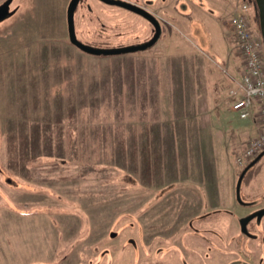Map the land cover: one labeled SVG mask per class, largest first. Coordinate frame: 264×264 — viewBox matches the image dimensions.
I'll use <instances>...</instances> for the list:
<instances>
[{
  "label": "rangeland",
  "instance_id": "rangeland-1",
  "mask_svg": "<svg viewBox=\"0 0 264 264\" xmlns=\"http://www.w3.org/2000/svg\"><path fill=\"white\" fill-rule=\"evenodd\" d=\"M69 1L12 0V14L0 21V264H47L69 255L68 264H105L100 245L110 243L109 233L130 231L116 238L130 247L141 239V220L145 244H165L161 223L180 211L170 202L179 193L196 196V188L202 195L209 180L223 191L234 183L237 200L247 205L243 213L264 207V152L239 165L251 139L225 137V129L206 140L197 135L205 125L180 122L213 113L203 108L211 95L191 92L195 85L224 81L232 95L239 89L244 62L229 19L246 2L257 35L252 0H155L149 13L164 38L118 55L88 54L69 42ZM170 22L176 30L193 29L180 30L184 43L167 34ZM74 28L81 43L97 49L143 44L154 34L143 17L100 0L78 1ZM186 69L196 70L188 81L181 75ZM228 74L235 76L231 85ZM215 100L221 105L231 98ZM222 217L226 227L241 231L240 218ZM152 223H160L157 236L149 235ZM247 231L257 235L243 245L251 248L250 264H264L256 257L264 258L262 227L251 222ZM216 249L209 264L244 263L232 255L234 244ZM135 254L129 252L128 264H136ZM199 254L183 260L207 264L206 253ZM137 255L160 263L182 259L177 250L167 258L152 249Z\"/></svg>",
  "mask_w": 264,
  "mask_h": 264
},
{
  "label": "crops",
  "instance_id": "crops-1",
  "mask_svg": "<svg viewBox=\"0 0 264 264\" xmlns=\"http://www.w3.org/2000/svg\"><path fill=\"white\" fill-rule=\"evenodd\" d=\"M176 6V5H174ZM185 13L184 10H181ZM179 12L180 17L182 18V15L185 14ZM174 20L173 18L169 21ZM169 23V26L172 29H169L170 31L167 33L169 36L174 38L175 36L181 40V42L184 43L183 37H180V33L182 31L184 33L188 32L192 34L193 29L192 28H181L179 30H176L172 27V23ZM175 25L179 24L178 22H174ZM182 30V31H180ZM161 28V33L158 38V40L164 38V32ZM165 33V36L167 35ZM187 34V33H186ZM204 36V34H203ZM221 37V36H220ZM213 40V38L211 37ZM207 43V42H206ZM225 43V42H224ZM208 45H212L211 40L209 39ZM227 56V55H226ZM225 56V57H226ZM228 59V65L231 64L232 58ZM234 63V62H233ZM193 69H186L185 72H182L181 75L184 74L186 76V80L188 81V77L192 76V73H194ZM173 71H171L172 73ZM161 73V72H160ZM161 75V74H160ZM162 77V76H161ZM229 84H233L235 81V76L228 74V78H226ZM185 81V84L187 83ZM222 82V83H221ZM192 83V80L190 84ZM203 86V85H202ZM197 86L191 90L193 93H209L211 95L212 101H205L203 102V108L207 106L208 108L213 109V113H210L209 116H207L206 119L198 117L193 119L184 118L181 119L180 122L188 125H195L199 126L200 128L203 127V125L206 126L202 132H197V135H200V138L205 136L208 140V138L212 137V139H215L219 136L226 137L228 134L229 137L235 139H239L240 137L244 139V144L249 140L252 139L253 136L256 135V132L259 128L258 123V117L256 114V109L254 108L251 112V115L245 119L241 120L237 117L235 113L231 111V105L232 103L240 98L242 95L241 90L235 89L233 91H236L235 94H231V89L225 84L224 81H220V84L214 85L209 84L207 87L196 88ZM200 87V86H199ZM216 98L221 99L220 101H223L222 99H230V102H222V104H216ZM237 117L239 119L238 123L236 124V121H233V119L236 120ZM259 124V123H258ZM198 130V127L193 128V134H196L195 131ZM221 134V135H218ZM217 136V137H216ZM227 136V141H228ZM254 138V137H253ZM234 143V142H233ZM231 145V147H235L236 145ZM230 146V144H229ZM228 146V147H229ZM210 181V180H209ZM205 182V186L203 188V194L201 195L200 189L196 188V196H187V195H181L179 193V198H176L177 200H172L170 202L171 205H173L174 208H177L180 210L179 212H172L171 218L168 220L167 223H161V237H166V240H164L165 244H152V245H146L144 242V237L146 232H144V227L146 224L144 221H140L138 225L139 229L137 230V237H140V241H137L136 244L134 242L131 243V246L128 247V241H124V245L122 244L121 240H117V236L119 233H126L121 234V236H129V232L126 229H119L118 233L110 232L109 238L110 243H108L105 247L104 245H100L101 249L100 252L103 251L106 252L107 257L105 258V264H128L129 263V252L133 251V253H144L146 251H153V253H156L157 251H163V252H169L171 250H186L189 247L195 246V247H211V248H217L219 246H223L226 244H234L236 247L242 249L244 248V244H249V242H246V240L250 241L248 238L244 237L243 234L240 232L238 228H235L231 230L229 227H226V225L223 223L222 215L224 212L230 213V218L232 220H237L241 218L242 216L248 214L252 211V208L248 209L246 208L247 212L243 213V207H247V205L242 204L237 200L236 191L234 189V183L230 185V188H228L226 191H223L216 182ZM177 188V187H176ZM178 189V188H177ZM181 192L180 190H178ZM227 194V195H225ZM181 196H187V197H181ZM185 211H182V210ZM242 212V213H241ZM235 216L236 218H234ZM219 221V223H218ZM222 221V223H220ZM196 223V224H195ZM199 224V226H198ZM150 230V234L152 236H157L160 233H158L155 228L158 227L160 229V223H152L151 225H148ZM28 229V228H27ZM27 229L24 231V233L27 231ZM29 231V230H28ZM108 232V231H107ZM148 234V232H147ZM103 235V234H102ZM104 237H107L106 235H103ZM192 238H195L196 240L193 241V243H190L188 245L186 242L189 243V240ZM168 239L172 242H175V244H171L172 242L168 243ZM14 239L13 241H15ZM131 239H129L130 241ZM119 243V244H117ZM68 246V245H67ZM94 249H97V247L94 246ZM76 250V249H73ZM125 254V255H124ZM135 254L136 261H142L138 260L139 255ZM70 256V255H69ZM69 256H65L59 261H47V263H53V264H68L65 263V260ZM94 258L97 256L95 253L93 254ZM132 258V257H131ZM141 258V256H140ZM71 259V258H70ZM133 259V258H132ZM58 262V263H57ZM60 262V263H59ZM69 264H77L76 262L72 263L68 261ZM30 264V263H29ZM37 264H42L37 263Z\"/></svg>",
  "mask_w": 264,
  "mask_h": 264
},
{
  "label": "built area",
  "instance_id": "built-area-1",
  "mask_svg": "<svg viewBox=\"0 0 264 264\" xmlns=\"http://www.w3.org/2000/svg\"><path fill=\"white\" fill-rule=\"evenodd\" d=\"M239 8L236 14L231 15L229 27L244 62V73L238 85L243 96L232 103L231 111L239 119L245 120L255 108L260 128L257 136L248 142L242 154L237 157V163L244 165L264 151V48L246 15L249 5L243 2Z\"/></svg>",
  "mask_w": 264,
  "mask_h": 264
},
{
  "label": "water",
  "instance_id": "water-1",
  "mask_svg": "<svg viewBox=\"0 0 264 264\" xmlns=\"http://www.w3.org/2000/svg\"><path fill=\"white\" fill-rule=\"evenodd\" d=\"M79 0H70L67 9H66V26H67V34L69 42L78 48L79 50L86 52L92 55H118V54H126L132 53L136 51L145 50L146 48L153 45L159 38L161 29L158 21L152 16L149 12L145 9L140 8L138 6L122 2L119 0H100L105 4L108 5H116L122 8H125L147 20L153 28L154 34L150 40L143 44L135 45V46H127V47H119V48H110V49H97L91 48L83 43H81L75 35V28H74V13L75 8L77 6ZM12 0H5L2 4H0V21L5 19L7 16L11 15L12 12H9V6ZM254 5L258 15V27H259V34L263 43L264 47V0H254ZM238 189V188H237ZM264 214V209L259 210L257 212H253L252 214L243 217L240 219V224L242 231H245L246 224L253 219L255 216L260 217Z\"/></svg>",
  "mask_w": 264,
  "mask_h": 264
},
{
  "label": "flooded vegetation",
  "instance_id": "flooded-vegetation-1",
  "mask_svg": "<svg viewBox=\"0 0 264 264\" xmlns=\"http://www.w3.org/2000/svg\"><path fill=\"white\" fill-rule=\"evenodd\" d=\"M80 1V0H79ZM119 1H122V2H126V3H129V4H132V5H135V6H138V7H140V8H143V9H145L147 12H150L149 11V7L150 6H153L154 4H155V0H154V2L152 1V0H146V3H144V4H140L139 2H138V0H119ZM106 5H108V4H106ZM108 6H111V7H117V8H121V9H123V10H126V11H129V10H127V9H125V8H122V7H119V6H116V5H108ZM131 12V11H130ZM264 152V151H263ZM262 152V153H263ZM261 153V154H262ZM261 154H259L258 156H260ZM252 167V166H251ZM250 167V168H251ZM239 202H241L240 200H239ZM262 209H264V207H261V208H258V209H256V210H253V211H251V212H249L250 214H252L253 212H257V211H259V210H262ZM248 213V214H249ZM248 214H246V215H244V216H242L241 218H243V217H246V216H248ZM249 214V215H250ZM240 218V219H241ZM264 214L263 215H261L260 217H254L253 219H251L247 224H246V227H245V231H242V228H241V233L243 234V236L244 237H248V239H250V238H252L253 240L254 239H256V234H252V233H250V232H248L247 231V225L249 224V223H251V222H255V224L257 225V226H261L262 227V232H261V235H260V240H261V242H262V244H263V246H264ZM240 221V220H239ZM240 223V222H239ZM235 248V247H234ZM201 249V250H200ZM208 249H210V250H208ZM211 249H213V250H211ZM177 250V249H176ZM176 250H171V251H169V252H163V251H157L156 253H154L156 256H158L159 258H161L162 256H164V258H167V257H169L170 256V254L172 253V252H176ZM237 250V251H236ZM235 250V252L234 253H232V255H236L237 257H238V259H236V261L237 262H243L244 261V263L243 264H250V262H251V259H252V256L250 255V253L252 254V251H251V248H250V246H247V248L246 249H244L243 247H242V249H240V248H238L237 247V249ZM178 252H180V254H181V257H182V259L181 260H179V261H170V262H164V263H160L159 262V260H155L154 262H155V264H188L187 262H185L184 260H183V257L185 258V257H188V256H191L192 258H194L193 256H196L197 255V257H200V252H205L206 253V255H205V258H206V260H207V264H209L210 263V257H211V254L209 255V253H214V252H217L218 253V249H216V248H209V247H195V246H192V247H189L188 249H186V250H177ZM229 252V251H228ZM228 252H224V253H228ZM162 253H164V254H162ZM260 253V252H259ZM259 253H256L257 255H256V257L259 259V260H263L264 258L262 257V256H259ZM199 254V255H198ZM225 255V254H224ZM243 257H244V259H243ZM249 257H250V259H249ZM245 258H246V260H245ZM154 259H157V258H154ZM249 260V261H248ZM154 262H150V261H146V259H144L143 258V260L142 261H138V262H136V264H153ZM130 263V262H129ZM47 264H53V263H47ZM189 264H193V263H189ZM197 264H200V262H198ZM230 264V263H229Z\"/></svg>",
  "mask_w": 264,
  "mask_h": 264
},
{
  "label": "trees",
  "instance_id": "trees-1",
  "mask_svg": "<svg viewBox=\"0 0 264 264\" xmlns=\"http://www.w3.org/2000/svg\"><path fill=\"white\" fill-rule=\"evenodd\" d=\"M252 3H253V0L251 1ZM254 12H255V14H254V19H255V21H256V26H257V28L259 29V27H258V15H257V11H256V9L254 8ZM258 35H259V31H258Z\"/></svg>",
  "mask_w": 264,
  "mask_h": 264
}]
</instances>
